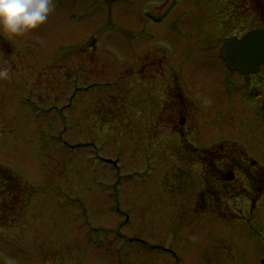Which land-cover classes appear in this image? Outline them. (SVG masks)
<instances>
[{
    "label": "rangeland",
    "instance_id": "374dc122",
    "mask_svg": "<svg viewBox=\"0 0 264 264\" xmlns=\"http://www.w3.org/2000/svg\"><path fill=\"white\" fill-rule=\"evenodd\" d=\"M53 2L0 31V264H264V202L221 218L181 178L186 143L264 166V67L215 57L264 0Z\"/></svg>",
    "mask_w": 264,
    "mask_h": 264
},
{
    "label": "flooded vegetation",
    "instance_id": "af4514ba",
    "mask_svg": "<svg viewBox=\"0 0 264 264\" xmlns=\"http://www.w3.org/2000/svg\"><path fill=\"white\" fill-rule=\"evenodd\" d=\"M169 61L171 64L175 62L173 58H169ZM169 70L171 72L173 68L170 67ZM232 72L237 73V76L235 80L231 79V82L242 83L243 78L246 79V83L254 84L257 87L261 82L257 80L258 72L254 74ZM253 89H250V95L260 94L256 90L252 94ZM163 93L165 95V91ZM261 96L264 98V94ZM174 99L172 98L170 103H174ZM178 124L183 128L186 118H180ZM226 143L233 147H229ZM187 145L191 148H188ZM185 147V156L181 161L186 168L182 171L181 178L183 179L182 183L192 184L196 187V204L206 205L205 210L222 218L228 216L229 213H233L235 217H244L245 214H242L244 211H241L242 205L240 208H230V204L238 202L242 204L243 202L247 205L244 208L247 207L250 210L249 219L257 215L264 202V166L258 167L257 161L250 159L242 148L236 147L235 142L220 141L213 148L206 149L193 147L188 143L185 144ZM3 183L5 182L0 179V184ZM2 201L0 200V206L4 207L6 202Z\"/></svg>",
    "mask_w": 264,
    "mask_h": 264
},
{
    "label": "clouds",
    "instance_id": "9594fccd",
    "mask_svg": "<svg viewBox=\"0 0 264 264\" xmlns=\"http://www.w3.org/2000/svg\"><path fill=\"white\" fill-rule=\"evenodd\" d=\"M53 9V0H0V31L22 36L42 25Z\"/></svg>",
    "mask_w": 264,
    "mask_h": 264
},
{
    "label": "water",
    "instance_id": "95a60500",
    "mask_svg": "<svg viewBox=\"0 0 264 264\" xmlns=\"http://www.w3.org/2000/svg\"><path fill=\"white\" fill-rule=\"evenodd\" d=\"M221 53L230 67L256 71L264 63V29L253 28L240 38L230 37L223 43Z\"/></svg>",
    "mask_w": 264,
    "mask_h": 264
}]
</instances>
